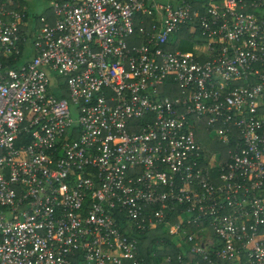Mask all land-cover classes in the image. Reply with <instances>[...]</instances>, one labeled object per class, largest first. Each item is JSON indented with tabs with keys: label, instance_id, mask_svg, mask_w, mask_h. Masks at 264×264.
Listing matches in <instances>:
<instances>
[{
	"label": "built area",
	"instance_id": "obj_1",
	"mask_svg": "<svg viewBox=\"0 0 264 264\" xmlns=\"http://www.w3.org/2000/svg\"><path fill=\"white\" fill-rule=\"evenodd\" d=\"M47 3L0 0V264H264V0Z\"/></svg>",
	"mask_w": 264,
	"mask_h": 264
},
{
	"label": "trees",
	"instance_id": "obj_2",
	"mask_svg": "<svg viewBox=\"0 0 264 264\" xmlns=\"http://www.w3.org/2000/svg\"><path fill=\"white\" fill-rule=\"evenodd\" d=\"M22 4H25V2L23 1ZM31 16L35 19H38L39 20V16L40 14L38 13H31ZM176 42L179 44V45H182V48L185 49V50H190L192 49L193 47V44L191 43L192 41V38L190 37V35L188 34V32L185 30V31H182L180 32L176 37ZM179 38V40L177 39ZM183 42V43H181ZM55 80V79H54ZM51 88L53 89V91L58 94V92L56 91V89L53 87V85H51ZM59 95V94H58ZM163 235V234H161ZM161 235H159L158 233L156 232H149L147 234H145L144 236H141V243H142V248H143V254L144 256H147L149 257L150 256V253L153 252V250H156L157 247L159 245H161V242H157L156 239L158 237H160Z\"/></svg>",
	"mask_w": 264,
	"mask_h": 264
},
{
	"label": "rangeland",
	"instance_id": "obj_3",
	"mask_svg": "<svg viewBox=\"0 0 264 264\" xmlns=\"http://www.w3.org/2000/svg\"><path fill=\"white\" fill-rule=\"evenodd\" d=\"M29 1V9L31 13H45V16L49 19V21H54L55 19V13L53 9L50 7L49 3H47V0H28ZM28 55H30V51H28ZM78 111L73 110V117L75 119L78 118Z\"/></svg>",
	"mask_w": 264,
	"mask_h": 264
},
{
	"label": "crops",
	"instance_id": "obj_4",
	"mask_svg": "<svg viewBox=\"0 0 264 264\" xmlns=\"http://www.w3.org/2000/svg\"><path fill=\"white\" fill-rule=\"evenodd\" d=\"M28 4H29V1H28Z\"/></svg>",
	"mask_w": 264,
	"mask_h": 264
}]
</instances>
